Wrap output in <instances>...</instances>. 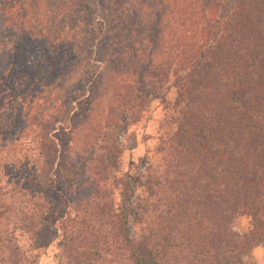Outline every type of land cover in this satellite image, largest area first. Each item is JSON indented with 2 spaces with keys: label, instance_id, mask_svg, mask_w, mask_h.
I'll return each instance as SVG.
<instances>
[{
  "label": "trees",
  "instance_id": "obj_1",
  "mask_svg": "<svg viewBox=\"0 0 264 264\" xmlns=\"http://www.w3.org/2000/svg\"><path fill=\"white\" fill-rule=\"evenodd\" d=\"M151 89L170 110L160 160L121 174ZM4 178L1 192L81 211L62 246L93 219L133 264H246L264 245V0H0Z\"/></svg>",
  "mask_w": 264,
  "mask_h": 264
},
{
  "label": "rangeland",
  "instance_id": "obj_2",
  "mask_svg": "<svg viewBox=\"0 0 264 264\" xmlns=\"http://www.w3.org/2000/svg\"><path fill=\"white\" fill-rule=\"evenodd\" d=\"M163 92L167 101L174 98L173 88ZM160 101V96L151 89L138 120L122 132L119 138V173L141 177L148 165L160 160L156 146L159 136L166 129L163 121L170 111ZM78 180L79 177L73 176L68 185L75 186ZM0 182L8 185L6 190L11 183L8 178ZM109 188L113 203L118 204V191ZM140 194L139 189L134 193ZM70 195L66 193L67 197ZM0 197L10 204V209L0 219V264H133L122 244L106 234L110 228L106 222L98 226L93 219L90 220L86 233L81 234L82 237L79 234L75 240V248L62 246L59 241L63 231L72 229L73 233H77L75 229L80 226L77 220L81 211L74 210L71 203L43 207L38 205L41 199L27 190L0 191ZM129 227L131 236L137 238L142 223L130 221ZM249 227V219L243 215L236 216L230 224V228L239 233L248 231ZM97 231L99 234L95 238L89 235ZM244 261L246 264H264V245L252 247Z\"/></svg>",
  "mask_w": 264,
  "mask_h": 264
}]
</instances>
